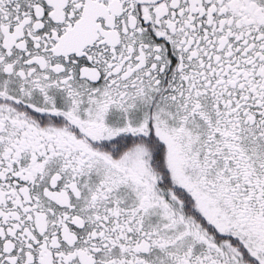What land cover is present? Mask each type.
Wrapping results in <instances>:
<instances>
[{
	"label": "snow or ice",
	"instance_id": "1",
	"mask_svg": "<svg viewBox=\"0 0 264 264\" xmlns=\"http://www.w3.org/2000/svg\"><path fill=\"white\" fill-rule=\"evenodd\" d=\"M0 264H264V0H0Z\"/></svg>",
	"mask_w": 264,
	"mask_h": 264
}]
</instances>
